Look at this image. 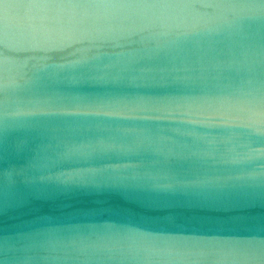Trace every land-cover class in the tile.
<instances>
[{
	"label": "clouds",
	"instance_id": "obj_1",
	"mask_svg": "<svg viewBox=\"0 0 264 264\" xmlns=\"http://www.w3.org/2000/svg\"><path fill=\"white\" fill-rule=\"evenodd\" d=\"M0 264H264V0H0Z\"/></svg>",
	"mask_w": 264,
	"mask_h": 264
}]
</instances>
